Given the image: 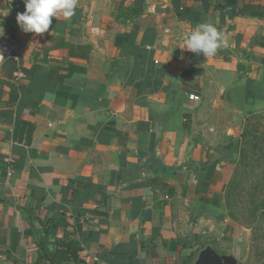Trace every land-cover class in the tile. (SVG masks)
Listing matches in <instances>:
<instances>
[{
    "label": "crops",
    "instance_id": "crops-1",
    "mask_svg": "<svg viewBox=\"0 0 264 264\" xmlns=\"http://www.w3.org/2000/svg\"><path fill=\"white\" fill-rule=\"evenodd\" d=\"M23 11L0 0L19 49L0 60V264H194L206 247L243 264L220 209L264 111V0H77L36 35ZM202 22L215 56L186 49Z\"/></svg>",
    "mask_w": 264,
    "mask_h": 264
},
{
    "label": "rangeland",
    "instance_id": "rangeland-1",
    "mask_svg": "<svg viewBox=\"0 0 264 264\" xmlns=\"http://www.w3.org/2000/svg\"><path fill=\"white\" fill-rule=\"evenodd\" d=\"M244 129L247 136L241 133L237 142L235 163L219 212L245 229L247 258L243 264H264V111L253 113Z\"/></svg>",
    "mask_w": 264,
    "mask_h": 264
},
{
    "label": "clouds",
    "instance_id": "clouds-1",
    "mask_svg": "<svg viewBox=\"0 0 264 264\" xmlns=\"http://www.w3.org/2000/svg\"><path fill=\"white\" fill-rule=\"evenodd\" d=\"M24 11L17 13L16 23L24 33L44 34L49 31L53 18L70 19L75 14L77 0H23ZM4 15H7L5 13ZM4 36L0 21V37ZM221 32L211 23L197 24L185 38L186 49L198 56H215L222 44Z\"/></svg>",
    "mask_w": 264,
    "mask_h": 264
},
{
    "label": "built area",
    "instance_id": "built-area-1",
    "mask_svg": "<svg viewBox=\"0 0 264 264\" xmlns=\"http://www.w3.org/2000/svg\"><path fill=\"white\" fill-rule=\"evenodd\" d=\"M5 57L9 58L12 61L17 62L19 59V49L17 47V44L14 41L6 37H3L0 39V60ZM24 77H25V74L19 67L14 69L13 71L14 81L19 82ZM188 97L190 99H195V100L198 99V96L193 95V94H190Z\"/></svg>",
    "mask_w": 264,
    "mask_h": 264
},
{
    "label": "water",
    "instance_id": "water-1",
    "mask_svg": "<svg viewBox=\"0 0 264 264\" xmlns=\"http://www.w3.org/2000/svg\"><path fill=\"white\" fill-rule=\"evenodd\" d=\"M194 264H241L230 256H218L210 248L202 249Z\"/></svg>",
    "mask_w": 264,
    "mask_h": 264
},
{
    "label": "trees",
    "instance_id": "trees-1",
    "mask_svg": "<svg viewBox=\"0 0 264 264\" xmlns=\"http://www.w3.org/2000/svg\"><path fill=\"white\" fill-rule=\"evenodd\" d=\"M242 136L245 138L247 136V130L244 129L243 132H242Z\"/></svg>",
    "mask_w": 264,
    "mask_h": 264
}]
</instances>
